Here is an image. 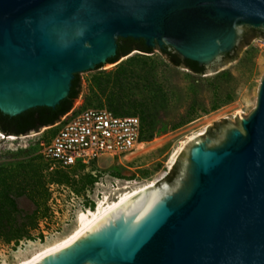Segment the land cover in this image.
Returning a JSON list of instances; mask_svg holds the SVG:
<instances>
[{
  "label": "water",
  "instance_id": "1",
  "mask_svg": "<svg viewBox=\"0 0 264 264\" xmlns=\"http://www.w3.org/2000/svg\"><path fill=\"white\" fill-rule=\"evenodd\" d=\"M242 24L264 27V0H0V110L56 106L75 73L109 63L119 38L207 67L238 51ZM241 123L222 145L190 149L191 187L180 200L161 188L150 222L83 237L60 264H264V78Z\"/></svg>",
  "mask_w": 264,
  "mask_h": 264
},
{
  "label": "rangeland",
  "instance_id": "2",
  "mask_svg": "<svg viewBox=\"0 0 264 264\" xmlns=\"http://www.w3.org/2000/svg\"><path fill=\"white\" fill-rule=\"evenodd\" d=\"M252 35L249 25H240L238 51L230 53L234 58L219 54L204 74L175 66L158 45L152 53L133 50L116 63L80 72L82 91L73 113L87 107L111 109L114 101L119 115L142 120L143 149L115 159L102 156L89 169L76 165L45 171L40 149L57 126L31 132L20 144L0 146V171L12 199L4 203L10 215H0V264H19L62 240L77 227L80 211L96 208L105 197L115 200L127 185L135 188L154 181V187L166 188L172 199L185 196L191 187L190 149L198 142L222 145L231 130L243 132L241 119L257 108L264 78V33ZM92 169L105 176L102 185L91 181ZM31 179H41V186L32 187ZM26 229L28 235L9 239Z\"/></svg>",
  "mask_w": 264,
  "mask_h": 264
},
{
  "label": "built area",
  "instance_id": "3",
  "mask_svg": "<svg viewBox=\"0 0 264 264\" xmlns=\"http://www.w3.org/2000/svg\"><path fill=\"white\" fill-rule=\"evenodd\" d=\"M51 126L58 128L40 149L45 171L76 165L89 169L92 164L98 165L102 156L125 157L143 144L140 117L119 115L108 107H87L74 113L71 110ZM26 136L0 130V146L11 147L17 141L20 144ZM90 173L96 178V185L103 184L105 176L100 170L92 169ZM113 180L118 182L117 178Z\"/></svg>",
  "mask_w": 264,
  "mask_h": 264
},
{
  "label": "bare ground",
  "instance_id": "4",
  "mask_svg": "<svg viewBox=\"0 0 264 264\" xmlns=\"http://www.w3.org/2000/svg\"><path fill=\"white\" fill-rule=\"evenodd\" d=\"M190 138L174 151L173 159L190 141ZM142 149L141 144L137 148L138 154ZM154 186V181L135 188L127 185L124 187L125 191L120 192L115 200H110L109 197L99 200L96 208L78 213V225L69 235L34 253L19 264H37L38 262L60 264L62 260L74 253V250L69 248L83 237L91 240L103 239L127 229L135 233L142 225L154 218L165 202L163 191Z\"/></svg>",
  "mask_w": 264,
  "mask_h": 264
},
{
  "label": "trees",
  "instance_id": "5",
  "mask_svg": "<svg viewBox=\"0 0 264 264\" xmlns=\"http://www.w3.org/2000/svg\"><path fill=\"white\" fill-rule=\"evenodd\" d=\"M252 31V36L256 37L260 33H264L263 29H257L250 27ZM245 33L243 35L244 40ZM138 49L145 53H152L154 51L153 47H148L143 39H133L131 37L128 38H119L118 39V47L116 54L113 57H110L107 62L116 63L122 57L128 55L131 50ZM161 51L167 55L168 59L175 66H181L188 68L196 74H204L206 72L205 65H200L196 61H192L189 59H183L178 53L173 52L169 47L161 49ZM224 57L234 58L230 56V53H225ZM103 67V64L96 65V69ZM82 91V79L79 73H75V77L72 79L69 94L63 98L56 106H36L30 108L18 115H8L3 113L0 110V130L7 134H15V135H23L29 134L34 131H39L43 127L51 126L57 123L61 117L70 112L73 107L76 99L80 96ZM111 110H113L116 114L119 110L118 107L113 102H110ZM142 121V120H141ZM144 125L142 122V135L141 140L144 141ZM2 170L0 171V215L1 217H7L10 215V210L4 209V203H10L12 201L9 188L10 185L2 175ZM172 172L169 173V179L172 178ZM91 181H95L96 178L90 175ZM30 184L32 187L37 189L41 186V179H31ZM28 235V230L21 231L13 234V237H9V239H19L25 235Z\"/></svg>",
  "mask_w": 264,
  "mask_h": 264
},
{
  "label": "flooded vegetation",
  "instance_id": "6",
  "mask_svg": "<svg viewBox=\"0 0 264 264\" xmlns=\"http://www.w3.org/2000/svg\"><path fill=\"white\" fill-rule=\"evenodd\" d=\"M169 49H171L174 52V50L172 48L169 47Z\"/></svg>",
  "mask_w": 264,
  "mask_h": 264
}]
</instances>
